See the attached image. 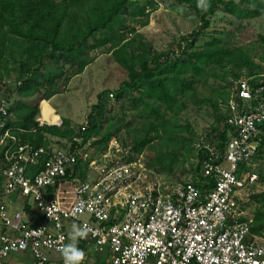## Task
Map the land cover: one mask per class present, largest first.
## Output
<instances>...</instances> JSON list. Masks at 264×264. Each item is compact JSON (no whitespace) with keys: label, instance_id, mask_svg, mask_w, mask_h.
<instances>
[{"label":"built area","instance_id":"2783aa9c","mask_svg":"<svg viewBox=\"0 0 264 264\" xmlns=\"http://www.w3.org/2000/svg\"><path fill=\"white\" fill-rule=\"evenodd\" d=\"M234 83L224 148L207 132L194 143L203 186L160 172L146 151L134 152L119 136L105 149L96 137L25 141L8 126L10 101L1 97L0 264H17L15 254L64 264L61 249L74 223L88 231L79 242L84 264H264V233L254 232L243 207L259 181L251 167L264 132V71ZM41 115L40 124H50ZM17 200L21 209L12 210Z\"/></svg>","mask_w":264,"mask_h":264},{"label":"trees","instance_id":"16d2710c","mask_svg":"<svg viewBox=\"0 0 264 264\" xmlns=\"http://www.w3.org/2000/svg\"><path fill=\"white\" fill-rule=\"evenodd\" d=\"M187 1L201 15L203 27L209 26L207 17L220 5L240 18L264 13V0H211L208 11L199 8L197 0ZM156 8L155 0H0V90L10 101L8 126L23 140L37 145L49 144L50 136L70 140L83 136L96 137V145L105 149L126 124L130 126L127 117L131 111L142 119V128L139 125L129 131L130 146L136 153L146 151L149 165L173 175L181 157H198L195 147H190L196 132L179 119L187 108L183 98L194 88L196 77L200 80L222 77L218 67L229 65L234 68L235 78L240 77L243 69L253 77L263 72L264 67L257 65L243 46L229 48L217 40L192 52L184 48L178 56L174 52L152 53L149 46L137 44V37L141 35L137 27L146 26L150 12ZM101 48L102 53H111L118 63L120 85L117 92H109V95L114 93V97L116 94V101L112 103L111 96L101 94L87 117L89 125L85 129L83 124L74 126L69 118H63L60 125H41L37 120L41 105L62 92L57 80L65 75L67 87L73 77L82 74L94 62L96 56L92 53ZM47 59L53 61L60 73L51 72L48 83L44 84L36 72L45 66ZM13 71L18 73L16 77ZM9 80L22 83L11 88ZM43 87H47L45 91ZM135 91L139 96L133 94ZM220 96L226 105L230 91ZM124 99L129 100L130 105L124 103L114 109ZM213 105L220 110L217 101H213ZM226 117L227 113L220 111L216 123L206 131L209 137L220 141L222 149L228 140V126L222 128ZM156 139H160L159 145L167 148V152L154 148L149 154L147 148ZM128 142L123 140L125 146H129ZM263 154L264 132L255 157ZM193 167L194 181L203 186L205 178L199 173L200 162ZM261 214L264 212L259 211L256 219L259 220ZM255 226L256 223L254 232Z\"/></svg>","mask_w":264,"mask_h":264},{"label":"rangeland","instance_id":"374dc122","mask_svg":"<svg viewBox=\"0 0 264 264\" xmlns=\"http://www.w3.org/2000/svg\"><path fill=\"white\" fill-rule=\"evenodd\" d=\"M155 1L157 8L150 12L149 23L146 26L137 27L138 34H141L137 37V44L149 46L152 53L174 52L175 56H178L182 54L184 48H187L188 52H192L204 49L214 42V40H217L219 44L229 48L243 46L252 56L254 62L264 67V39H262V37L264 38V13L253 18H240L228 13L220 5L207 17L210 21L209 26L203 27L201 15L196 12L195 7L190 1ZM127 13L128 11H124V14ZM184 38L187 39L184 40ZM194 38L195 41L193 42ZM181 41L183 43L180 46ZM92 55L96 56L94 62L85 69L83 74L73 77L69 84H67V87H65V75L57 80L58 88L62 92L54 100L55 103L59 104V109L57 108L58 111L55 112L57 115L62 114V117H71L76 127L81 126L87 120L93 106L99 102L101 94L105 93L107 96H110L109 92H117L120 85L118 81L120 75L118 63L113 55L107 52L102 53V48L92 53ZM218 69L222 77H211L208 80L204 78L200 80V77H196L194 88L187 92L183 98L187 103V108L179 115L180 122L185 125L190 124L196 132L194 141L190 145V147L192 146L191 148H193L198 134L206 132L216 123L217 114L220 111L226 112V106L220 94L229 92L235 86L234 68L229 65L226 68L218 67ZM51 72L55 75L60 73L53 61L47 59L45 66H42L36 73L39 81L46 84L48 83V75ZM242 72L243 74L249 73L247 69H243ZM13 75L16 77L18 73L13 71ZM188 75L191 76V74ZM11 81L14 82L15 80ZM46 88L43 87V91ZM133 94L139 96L140 93L135 91ZM1 97H3V90H0ZM110 98H113L112 103L115 102L116 94L115 97ZM213 101L219 103V111L215 109ZM124 103L127 106L130 105L129 100L124 99L114 109H118ZM52 104H49V107L53 113ZM46 112L48 113V111ZM128 114L127 122L130 123V126L128 127V124H126L119 135L116 136H119L118 142L120 144L123 143L122 140H128L130 144L129 131L139 125L142 128V119L131 111ZM49 122L53 124L52 119ZM106 124L104 123L105 126ZM50 138L54 139L56 137L50 136ZM159 140L156 139L147 148L149 154L153 152L154 148H157V151L162 149L163 152H167V148H161ZM182 159L185 162H181ZM195 164V157L193 158L191 155L189 157H181L180 162L174 167L172 177L179 181L195 178L193 167ZM251 168L258 173L259 181L250 189L249 196L243 202V207L249 219L253 223H256L255 233L261 236L264 233V214H261L259 220L256 219V216L259 211L264 212V196L261 197V194H264V154L255 157ZM256 195L259 197L256 198ZM36 216L37 213L33 214L31 218H35ZM69 230L70 232L72 231V226ZM97 257L98 255L93 254L88 260L95 261ZM13 259L17 261L20 259V256L15 254L13 255Z\"/></svg>","mask_w":264,"mask_h":264},{"label":"clouds","instance_id":"9594fccd","mask_svg":"<svg viewBox=\"0 0 264 264\" xmlns=\"http://www.w3.org/2000/svg\"><path fill=\"white\" fill-rule=\"evenodd\" d=\"M197 6L203 11H207L211 6V0H197ZM87 235L88 231L84 227L76 223L72 225V231L69 235L70 242L65 244L61 249L64 264H84L86 253L79 247V242L81 239L86 238Z\"/></svg>","mask_w":264,"mask_h":264},{"label":"crops","instance_id":"0c3cea01","mask_svg":"<svg viewBox=\"0 0 264 264\" xmlns=\"http://www.w3.org/2000/svg\"><path fill=\"white\" fill-rule=\"evenodd\" d=\"M84 73V72H83ZM82 73V74H83ZM79 75H81V74H79ZM78 76V75H77ZM58 95H61L60 93L59 94H56V95H54L51 99H49L48 100V102L50 103V105L52 104V109H53V113L54 114H56V119H57V117L58 118H60V119H62V118H69V119H71V120H73L71 117H69V116H65V117H62V114H59V115H57V113L55 112V111H58L57 110V108L59 109V104H57V103H55L54 102V100L56 99V96H58ZM12 210H16V209H21V205H20V202H19V200H17L15 203H13V205H12V208H11ZM29 216H31V215H29ZM2 231H3V224H2V222L0 221V237H1V234H2ZM0 246H1V240H0ZM15 257V256H14ZM14 259H13V257H12V261H13ZM14 263H17V264H33L32 263V258H31V255L30 254H26V255H24V256H20V259L19 260H17V261H15L14 260Z\"/></svg>","mask_w":264,"mask_h":264},{"label":"bare ground","instance_id":"6f19581e","mask_svg":"<svg viewBox=\"0 0 264 264\" xmlns=\"http://www.w3.org/2000/svg\"><path fill=\"white\" fill-rule=\"evenodd\" d=\"M49 104L50 103L48 102L43 104V107H42L43 117L45 119L55 120L56 119L55 114L52 113V110L50 109ZM45 110L48 111V113Z\"/></svg>","mask_w":264,"mask_h":264}]
</instances>
